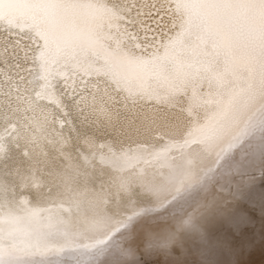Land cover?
Masks as SVG:
<instances>
[{
  "label": "bare ground",
  "instance_id": "obj_1",
  "mask_svg": "<svg viewBox=\"0 0 264 264\" xmlns=\"http://www.w3.org/2000/svg\"><path fill=\"white\" fill-rule=\"evenodd\" d=\"M146 3L107 71L0 41V264H264V0Z\"/></svg>",
  "mask_w": 264,
  "mask_h": 264
},
{
  "label": "snow or ice",
  "instance_id": "obj_2",
  "mask_svg": "<svg viewBox=\"0 0 264 264\" xmlns=\"http://www.w3.org/2000/svg\"><path fill=\"white\" fill-rule=\"evenodd\" d=\"M146 0H0V41L14 44L38 37L49 24L63 33L65 48L78 57L86 55L97 68L107 71L110 59L125 51L146 56L152 48L150 13ZM162 42V41H161ZM37 56L41 49H35Z\"/></svg>",
  "mask_w": 264,
  "mask_h": 264
}]
</instances>
